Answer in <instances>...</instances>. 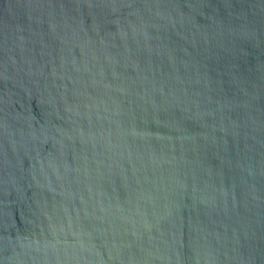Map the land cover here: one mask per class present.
Instances as JSON below:
<instances>
[{
  "label": "water",
  "instance_id": "water-1",
  "mask_svg": "<svg viewBox=\"0 0 264 264\" xmlns=\"http://www.w3.org/2000/svg\"><path fill=\"white\" fill-rule=\"evenodd\" d=\"M0 264H264V0H0Z\"/></svg>",
  "mask_w": 264,
  "mask_h": 264
}]
</instances>
